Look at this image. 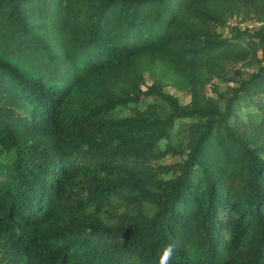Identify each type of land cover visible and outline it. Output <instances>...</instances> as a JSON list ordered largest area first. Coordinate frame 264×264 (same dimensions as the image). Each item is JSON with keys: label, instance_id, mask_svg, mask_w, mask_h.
I'll return each mask as SVG.
<instances>
[{"label": "trees", "instance_id": "obj_1", "mask_svg": "<svg viewBox=\"0 0 264 264\" xmlns=\"http://www.w3.org/2000/svg\"><path fill=\"white\" fill-rule=\"evenodd\" d=\"M165 244L264 264V0H0V264Z\"/></svg>", "mask_w": 264, "mask_h": 264}, {"label": "clouds", "instance_id": "obj_2", "mask_svg": "<svg viewBox=\"0 0 264 264\" xmlns=\"http://www.w3.org/2000/svg\"><path fill=\"white\" fill-rule=\"evenodd\" d=\"M174 251L175 249L172 244H165L162 248L158 249L156 252L158 264H170Z\"/></svg>", "mask_w": 264, "mask_h": 264}, {"label": "rangeland", "instance_id": "obj_3", "mask_svg": "<svg viewBox=\"0 0 264 264\" xmlns=\"http://www.w3.org/2000/svg\"><path fill=\"white\" fill-rule=\"evenodd\" d=\"M54 12H55V9H54ZM56 21V20H55ZM54 32H52V34H53ZM185 96V101H188L189 100V98H188V96H186V95H184ZM181 158L180 157H170V161H177V160H180Z\"/></svg>", "mask_w": 264, "mask_h": 264}, {"label": "built area", "instance_id": "obj_4", "mask_svg": "<svg viewBox=\"0 0 264 264\" xmlns=\"http://www.w3.org/2000/svg\"><path fill=\"white\" fill-rule=\"evenodd\" d=\"M259 23H255V25H258ZM252 25V24H251ZM253 26V25H252Z\"/></svg>", "mask_w": 264, "mask_h": 264}]
</instances>
